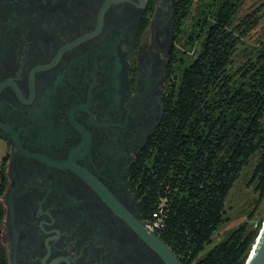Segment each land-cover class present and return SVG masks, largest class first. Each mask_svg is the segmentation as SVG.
Here are the masks:
<instances>
[{"label":"flooded vegetation","instance_id":"obj_1","mask_svg":"<svg viewBox=\"0 0 264 264\" xmlns=\"http://www.w3.org/2000/svg\"><path fill=\"white\" fill-rule=\"evenodd\" d=\"M179 3L0 0L3 264H168L140 159L181 73Z\"/></svg>","mask_w":264,"mask_h":264},{"label":"trees","instance_id":"obj_2","mask_svg":"<svg viewBox=\"0 0 264 264\" xmlns=\"http://www.w3.org/2000/svg\"><path fill=\"white\" fill-rule=\"evenodd\" d=\"M245 2L180 0L181 73L140 159L145 216L154 222L165 200L164 222L155 228L183 264H246L263 225L247 220L213 241L250 167L258 195L251 216L264 203V33L248 40L264 3L244 12Z\"/></svg>","mask_w":264,"mask_h":264},{"label":"rangeland","instance_id":"obj_3","mask_svg":"<svg viewBox=\"0 0 264 264\" xmlns=\"http://www.w3.org/2000/svg\"><path fill=\"white\" fill-rule=\"evenodd\" d=\"M262 3H264V0H246L244 4V12L251 10V8L256 5H261ZM263 33L264 17L261 19L259 27L252 32L250 37H248V40L255 43ZM250 175L251 168L243 175V177L236 184L232 193L229 195L226 205L227 221L214 236V242L224 239L232 230L247 220L256 221L264 219V203H262L259 210L257 212L255 211V214L251 216V213L257 203L258 195L254 186H249L248 180Z\"/></svg>","mask_w":264,"mask_h":264},{"label":"water","instance_id":"obj_4","mask_svg":"<svg viewBox=\"0 0 264 264\" xmlns=\"http://www.w3.org/2000/svg\"><path fill=\"white\" fill-rule=\"evenodd\" d=\"M145 235L149 243L163 255L168 264H181L172 248L159 236L152 232H145ZM246 264H264V222Z\"/></svg>","mask_w":264,"mask_h":264},{"label":"built area","instance_id":"obj_5","mask_svg":"<svg viewBox=\"0 0 264 264\" xmlns=\"http://www.w3.org/2000/svg\"><path fill=\"white\" fill-rule=\"evenodd\" d=\"M164 202H165V200L162 201L159 208L156 211H154V213H153V218L155 219V221L154 222L150 221V226L152 228L158 227V226L162 225L164 222V210H163Z\"/></svg>","mask_w":264,"mask_h":264}]
</instances>
